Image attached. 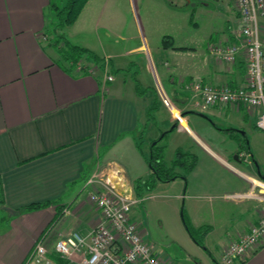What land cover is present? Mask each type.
Wrapping results in <instances>:
<instances>
[{
	"label": "crops",
	"instance_id": "crops-1",
	"mask_svg": "<svg viewBox=\"0 0 264 264\" xmlns=\"http://www.w3.org/2000/svg\"><path fill=\"white\" fill-rule=\"evenodd\" d=\"M96 1L89 0L83 9L88 7L92 10L99 5ZM116 1L105 0L97 15L96 27L100 26L104 7L109 5L111 11ZM52 3L53 0H0V186L3 204L9 209L59 200L58 205L65 214L54 223L57 209L50 206L12 218L0 232V264H22L36 240L51 224L52 241L60 234L72 231L86 234L99 218L87 196L81 198L88 176L96 167L113 164L120 168L121 174H126L128 185L133 189L135 180L150 175L146 155L142 147L139 150L137 146L140 135L137 133L151 121L156 128L161 123L160 115L156 113L161 111L163 104L155 92L151 94L148 90L146 95H142L134 84L125 86V80L123 84L117 82L115 74L113 80L103 86L100 70L93 74L77 70L69 73L60 65L49 35L55 24L53 16L51 20L47 17ZM174 9H170L172 19L176 18ZM227 23L225 32L214 42L237 41V14L233 21L228 19ZM72 40L73 45L86 48L99 58H107L114 72V57L103 52L105 48L100 43L94 49L88 43ZM145 43L148 44V40ZM175 46L186 48L184 53L187 59L190 57L189 64L181 61L185 57L174 60V64L179 66L177 69L176 65L175 69L180 72L181 80L197 79L214 86L244 83L246 64L243 54H239L234 63L226 64L206 53L207 62L200 63L202 58L199 60L192 46ZM141 48L143 46L138 47ZM97 51H102L101 55ZM153 51L161 66L165 62L161 49L154 45ZM146 55L148 68L157 81L156 64L152 63L148 52ZM162 77L165 76L162 74ZM172 91L186 95L179 88H172ZM154 100L158 107L149 116L148 110ZM164 100L169 110L166 109L163 129L157 128L159 133L177 123L171 116L172 106ZM171 102L176 106L184 104L182 112L188 107H203L189 98L174 97ZM203 108L207 113H213V110L219 114L222 111L230 113L229 120L237 122L236 126L218 128L205 118L210 125L199 132L189 129L200 154L196 157L194 169L186 176V189L182 195L189 226L193 229L207 227L204 240H208L217 230L216 216H221V208L230 206L238 209V214L232 215L235 217L223 231L222 241L217 245L220 255L229 242L248 232L264 212V182L257 174L258 168L264 175L261 171L264 157L253 153L248 137L249 133L256 136L260 131L254 124L257 111L229 105ZM197 116L201 118L204 115L199 113ZM183 117L184 124L179 126L177 123L176 127L180 131L188 130V116ZM229 128L234 129L239 138L224 130ZM243 136L246 148L241 149L238 145L243 142ZM212 199L221 202L212 203ZM138 205L131 209L130 218ZM216 205L220 209L219 215L215 211ZM204 216H209L211 223H202ZM159 254L168 264H184L176 260L171 262L170 256ZM189 257L193 256L189 254ZM62 264L70 263L62 260ZM233 264H264V238L258 249Z\"/></svg>",
	"mask_w": 264,
	"mask_h": 264
},
{
	"label": "rangeland",
	"instance_id": "rangeland-1",
	"mask_svg": "<svg viewBox=\"0 0 264 264\" xmlns=\"http://www.w3.org/2000/svg\"><path fill=\"white\" fill-rule=\"evenodd\" d=\"M65 1L53 0V4L55 7H61ZM98 1L99 5H96L92 10L88 7L82 9L72 24L60 26L58 28L59 31L55 32V36L60 34L65 39L67 38L66 40L71 44H74L72 39L79 40L92 45L94 49L98 48L100 43L105 48L103 52H107L108 55L114 57L112 59L114 72L111 66H109L108 73L112 77L115 74L117 82L123 84V80H125V86L134 84L136 87L137 84L142 95H146V92L150 90L151 94L155 92L156 96L159 97L163 105H161V111L156 113L157 116L160 115L159 119L161 122L157 128L163 129L164 123L162 122L167 118L166 109L169 110L164 98L168 101V105L172 106L170 111L174 115L178 114L175 107L181 112L185 109L184 104L179 106L171 104V100L174 97L185 100L189 98L191 101H196L197 99L189 90L185 89L186 84L197 79L181 80L179 77L180 72L175 69L177 64H174L175 58L178 57H185L186 59H182L181 61L189 64L190 57L187 59L184 49L182 51H174L171 47H176L175 45L192 46L199 60L202 58L200 63L207 62L209 53L206 51L209 39L215 40L222 32H225L228 19L233 21L236 14L238 16L234 0H117L111 11H109V5L104 7L99 22L100 26L96 27L97 15L105 0ZM171 4L177 8L174 9L170 6ZM170 9L175 10L176 18H170ZM55 10V8L49 9L47 17L48 19H52L53 16L56 24L59 21V16ZM191 12L193 15L190 16ZM68 26L71 27L68 28ZM180 26L181 28H179ZM102 27H105L107 30ZM235 28L237 29V27ZM69 29L71 30L70 32ZM162 33L163 36H160ZM49 35H51L50 41L53 43L54 37L52 34ZM164 36L171 37L172 42L173 39L175 41L169 49L162 47ZM146 40H148V44L145 43ZM154 45L162 51V57L165 62L161 66L157 63V56L153 51ZM53 46L55 49L56 46L54 44ZM140 46H143V48L138 49ZM58 47H61V45H58ZM131 49H134L132 53L129 52ZM55 52L57 53L56 50ZM100 52L102 53V51H97V54L101 55ZM147 52L151 57L152 63L156 64L155 68L159 75L157 81L148 68ZM190 55L188 54V56ZM177 69H179L178 65ZM162 74L165 76L164 78ZM172 88L182 89L186 95L181 94L182 92L175 93L176 91H172ZM191 109L188 107V110L185 111L187 112L185 115L188 116V130L180 131L175 128L172 131L166 132L169 129L168 127L159 133L157 128L153 127L154 124L151 121L145 129L143 128L141 132L137 133L138 135L140 134L138 142L146 158L149 156L152 141L161 137L164 132L166 134L159 141L158 145L164 147L163 157L169 163L174 158L177 149L200 157L189 129L199 132L204 126L210 125L209 122L218 128L237 125L236 121L229 120L231 114L225 111L219 114L217 110H213V113L209 111L212 113L209 114L203 107ZM199 113L204 116L198 117L197 114ZM171 116L173 117V115ZM257 132H259L256 135L257 137L252 136L251 133L248 135L251 149L256 156L263 155L264 157V130ZM149 138H152V140ZM261 165V171L264 173V164ZM130 189L135 194L134 188ZM185 189L186 178L176 177L170 181H157L151 189H144L141 192V200L139 205L133 209L131 218L139 225V229H142V232L146 233L144 236L146 242L153 244L158 253L170 256L172 258L171 262L172 260H176L184 264H216L215 261H217V264H220L218 263L219 249L217 245L222 241L223 231L233 221L232 219L235 216L233 217L232 215L238 214V209L231 208L230 206L221 208V216H216L217 221L215 223L217 230L212 233V236L208 240L202 239L200 233L194 234L196 238L202 239V244H197L188 233L184 224L185 220L188 223L185 215L186 204L184 206V198L182 197ZM87 192V189L83 190L81 198H85ZM211 201L216 204H218L217 202H221L220 200L213 199ZM218 207V205L215 206L217 215L220 212ZM60 212L62 215L65 214V212ZM5 215L6 212L0 210V231L6 226L5 219H2L5 218ZM204 218L205 221L202 223H211L209 216H204ZM52 225L46 230L50 229ZM189 254L193 257H189Z\"/></svg>",
	"mask_w": 264,
	"mask_h": 264
},
{
	"label": "built area",
	"instance_id": "built-area-1",
	"mask_svg": "<svg viewBox=\"0 0 264 264\" xmlns=\"http://www.w3.org/2000/svg\"><path fill=\"white\" fill-rule=\"evenodd\" d=\"M238 13V39L233 43L209 42L207 52L216 61L232 64L243 54L246 64L244 83L210 85L200 80L185 85L203 107L232 106L257 111L255 126L264 130V0H234ZM108 59L104 58L103 86L112 81L108 73ZM90 74L96 67L78 63L77 71ZM173 115L179 126L184 117ZM87 201L98 212L99 218L91 229L82 234L72 231L60 234L52 241L51 228L44 231L34 243L22 264H55L50 257L55 253L62 260L75 264H168L153 244L146 242L145 232L131 220V209L140 198L130 189L119 167L107 164L96 167L84 184ZM264 238V212L248 232L229 242L219 255L220 264L240 262L260 247Z\"/></svg>",
	"mask_w": 264,
	"mask_h": 264
},
{
	"label": "trees",
	"instance_id": "trees-1",
	"mask_svg": "<svg viewBox=\"0 0 264 264\" xmlns=\"http://www.w3.org/2000/svg\"><path fill=\"white\" fill-rule=\"evenodd\" d=\"M87 1L88 0H66L65 3L61 7L56 6L58 8H56L53 3L50 5L51 10L54 8L56 9L55 11H56V14L59 16V21L58 23L54 24V31L50 32L49 34H52L54 37L52 44L56 46L55 50L57 51L59 55V60L61 62V64L60 63L59 64L62 65L63 68L69 73L76 70V66L78 63H83V62L91 63L92 66L96 67V70L101 71L103 67L104 58H99L95 53H93L92 51L86 48H82L77 45H73L69 43L62 35L55 36L56 29H58L60 26H63V25H70L76 20L77 16L81 12V10L83 9ZM170 6L174 7L172 4ZM191 15H193L192 12L190 16ZM209 42H214V41L209 39L208 43ZM58 45H61V47H58ZM172 45H173V42H172L171 37L164 36L162 39V47L170 48ZM171 48L179 49V50L186 49L183 47H174V46H172ZM63 63L65 65H63ZM82 69L83 70L81 72L85 73L86 72V70H84L85 68H82ZM135 88L138 89L137 84ZM157 107H158L157 102L154 100L152 102L151 107L148 110V115L151 116V114L155 110H157ZM186 113L187 112H185L184 114ZM176 127H177V123H175L173 130ZM224 130L229 131L231 134H234L236 137L239 138L237 133H235L234 129L229 128V129H224ZM165 134L166 133H164V135ZM164 135L152 141V143L154 142V144L151 145L149 156L146 158V162L150 169L149 177L145 179H137L133 183L135 196L139 198L141 197V192L144 189L145 190L151 189L152 186L157 181H161V182L170 181L171 179H174L176 177H182L183 179H185L187 174L191 172L196 165V156L194 154H191L187 151H182L180 149L176 150L174 158L169 163H167L163 157L164 147L158 145L159 141L164 137ZM243 143L246 144V138L244 136H243V142L238 145L239 148L244 149L245 146L243 145ZM137 146H138V149L141 150V146L139 142ZM239 148L237 150L238 152H239ZM58 203H59V200H46L43 202L30 203V204L21 206L16 209H9L5 207L3 204V197H2L1 186H0V210H4L6 212L5 218H2L3 220L5 219L6 226L9 224L10 220L17 215L48 208L52 205L55 207V209H57L54 220H58L62 216V213L60 212L62 207L59 206ZM184 224L186 226L188 233L194 238V241L197 244H202V239L204 238L207 232V227L193 229L191 226H189V223H187L186 220ZM196 233H200L202 235V239L196 238L194 236V234ZM50 257L55 261L56 264H62V259L59 258L57 254L52 253ZM215 263L217 264L216 261Z\"/></svg>",
	"mask_w": 264,
	"mask_h": 264
},
{
	"label": "water",
	"instance_id": "water-1",
	"mask_svg": "<svg viewBox=\"0 0 264 264\" xmlns=\"http://www.w3.org/2000/svg\"><path fill=\"white\" fill-rule=\"evenodd\" d=\"M184 113H185V112H181L180 116H184V115H185ZM174 126H175V123L172 124L166 132L172 131L173 128H174ZM166 132H164V133H166ZM163 135H164V134H162L161 136H163ZM153 144H154V142L152 143V145H153ZM123 174H124V173H123ZM257 174H258L259 178L264 182V175H262V174L260 173V171H259L258 168H257ZM124 176H125L126 182H128V180H127V178H126V174H124ZM171 180H173V179H171Z\"/></svg>",
	"mask_w": 264,
	"mask_h": 264
}]
</instances>
